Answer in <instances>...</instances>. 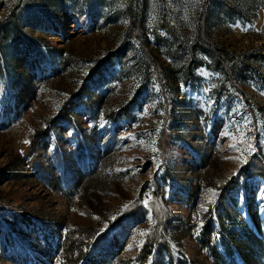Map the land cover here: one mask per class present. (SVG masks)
Listing matches in <instances>:
<instances>
[{
	"label": "rangeland",
	"instance_id": "374dc122",
	"mask_svg": "<svg viewBox=\"0 0 264 264\" xmlns=\"http://www.w3.org/2000/svg\"><path fill=\"white\" fill-rule=\"evenodd\" d=\"M76 260L264 264V0H0V264Z\"/></svg>",
	"mask_w": 264,
	"mask_h": 264
},
{
	"label": "trees",
	"instance_id": "16d2710c",
	"mask_svg": "<svg viewBox=\"0 0 264 264\" xmlns=\"http://www.w3.org/2000/svg\"><path fill=\"white\" fill-rule=\"evenodd\" d=\"M257 166H258V165H256L254 169H253V168H249V169L252 170V172H257V173H259L260 171H259V168H258ZM82 186H83V184H82ZM58 225H59V223H58ZM82 256H83V255H82ZM79 257H81V254L79 255ZM74 264H78V261L76 260V261L74 262Z\"/></svg>",
	"mask_w": 264,
	"mask_h": 264
}]
</instances>
